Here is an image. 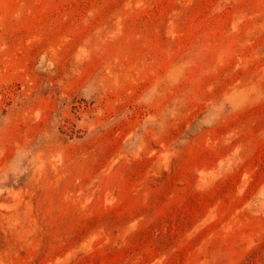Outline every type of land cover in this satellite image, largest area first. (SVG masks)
Instances as JSON below:
<instances>
[{"label": "rangeland", "instance_id": "rangeland-1", "mask_svg": "<svg viewBox=\"0 0 264 264\" xmlns=\"http://www.w3.org/2000/svg\"><path fill=\"white\" fill-rule=\"evenodd\" d=\"M0 264H264V0H0Z\"/></svg>", "mask_w": 264, "mask_h": 264}]
</instances>
